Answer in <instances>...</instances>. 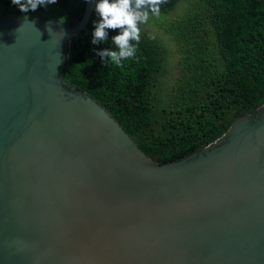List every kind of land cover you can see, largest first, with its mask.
I'll return each mask as SVG.
<instances>
[{"label":"water","instance_id":"95a60500","mask_svg":"<svg viewBox=\"0 0 264 264\" xmlns=\"http://www.w3.org/2000/svg\"><path fill=\"white\" fill-rule=\"evenodd\" d=\"M94 2L0 17V264H264V105L157 164L65 80Z\"/></svg>","mask_w":264,"mask_h":264},{"label":"trees","instance_id":"16d2710c","mask_svg":"<svg viewBox=\"0 0 264 264\" xmlns=\"http://www.w3.org/2000/svg\"><path fill=\"white\" fill-rule=\"evenodd\" d=\"M96 2L86 30L70 43L65 80L105 108L157 164L201 151L264 105V0H167L159 16H150L151 25L141 27L138 52L119 66L97 55L117 50L112 37L118 30L92 43ZM85 4L57 0L24 13L11 0H0V17L73 27ZM161 30L179 56L172 76Z\"/></svg>","mask_w":264,"mask_h":264},{"label":"clouds","instance_id":"9594fccd","mask_svg":"<svg viewBox=\"0 0 264 264\" xmlns=\"http://www.w3.org/2000/svg\"><path fill=\"white\" fill-rule=\"evenodd\" d=\"M21 12L35 11L39 6L57 3V0H11ZM167 0H98L95 12L99 21L95 24L93 44L107 41L109 30H118L119 34L112 37L117 50L105 49L97 53L101 60L107 59L117 66L121 62L133 58L138 52L141 39V25L146 24L150 16H159L161 6ZM63 23V22H61ZM50 26L48 27V31Z\"/></svg>","mask_w":264,"mask_h":264},{"label":"rangeland","instance_id":"374dc122","mask_svg":"<svg viewBox=\"0 0 264 264\" xmlns=\"http://www.w3.org/2000/svg\"><path fill=\"white\" fill-rule=\"evenodd\" d=\"M177 14H172V16H170L169 18L172 19L174 16H176ZM151 21V20H150ZM148 21L146 24H142L141 27L142 28H147L149 27L151 24V22ZM160 37L162 38V40L165 42V44L168 45V48L170 50V57L168 59V64H169V76H172V74L175 72L176 68H175V64L178 61V53L176 52V47L173 44V42L169 41V36L167 34H164V31H158L157 32Z\"/></svg>","mask_w":264,"mask_h":264}]
</instances>
